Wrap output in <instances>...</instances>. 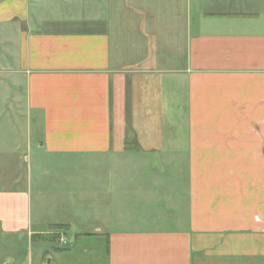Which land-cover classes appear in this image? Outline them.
Segmentation results:
<instances>
[{"label": "crops", "instance_id": "crops-1", "mask_svg": "<svg viewBox=\"0 0 264 264\" xmlns=\"http://www.w3.org/2000/svg\"><path fill=\"white\" fill-rule=\"evenodd\" d=\"M50 1L0 0V78L24 86L37 148L78 175L73 219L41 229L19 165L0 230L36 246L17 264H264V0H170L159 27L156 0H129V56L97 14Z\"/></svg>", "mask_w": 264, "mask_h": 264}, {"label": "rangeland", "instance_id": "rangeland-1", "mask_svg": "<svg viewBox=\"0 0 264 264\" xmlns=\"http://www.w3.org/2000/svg\"><path fill=\"white\" fill-rule=\"evenodd\" d=\"M169 1L156 0V6L151 7V10L155 9V12L160 11V13H156L157 20L155 24L158 27L164 22L163 15L165 16V14L162 9L165 8L164 6L168 7ZM171 5L178 4L171 3ZM48 10L54 15L60 14L62 18L81 17L82 19L83 16L86 18L89 15L97 14L104 22L106 31L111 37L112 46L118 53H127L129 56V35L132 32V30L129 31V0H83V2L82 0H65V2L51 0ZM143 16L145 17V15ZM143 22L145 23V21ZM137 28H139L138 25L135 29ZM9 81L10 79H6V77L0 78V147L6 148L7 146L8 148L12 144H21L23 145L22 148L26 149L29 157L25 156V161L20 159L19 162H16L15 158L0 157V188L10 186L9 183L7 184L3 180L14 178L15 170L21 167L19 165H22L19 175L30 186L32 219L36 221L40 217L42 220L41 229L46 230L56 220L73 219L71 215L73 209L68 206H72L74 202L70 201L69 196L71 193L64 191V187H67L69 182L71 184L69 186L75 184L78 175L74 173V175H71L73 179L67 180L65 175L57 172L56 169L61 166L62 160L48 157L37 148L35 136L32 134V137H30L26 131L24 86L19 89L15 88V91H13L14 87L8 86ZM15 99L20 109H15ZM118 109L119 105L114 110L115 116ZM68 164L76 171L80 166L86 165L75 159H70ZM77 198H79L78 194ZM74 208L76 207L74 206ZM65 240L68 241L67 238ZM51 241L56 240L51 239ZM35 244V237L27 233H3L0 230V264L6 262L17 264L26 260V258L30 262V258L34 256L32 252L36 246ZM60 244L67 245V243Z\"/></svg>", "mask_w": 264, "mask_h": 264}, {"label": "built area", "instance_id": "built-area-1", "mask_svg": "<svg viewBox=\"0 0 264 264\" xmlns=\"http://www.w3.org/2000/svg\"><path fill=\"white\" fill-rule=\"evenodd\" d=\"M60 241H61V243H66L65 239H61Z\"/></svg>", "mask_w": 264, "mask_h": 264}, {"label": "trees", "instance_id": "trees-1", "mask_svg": "<svg viewBox=\"0 0 264 264\" xmlns=\"http://www.w3.org/2000/svg\"><path fill=\"white\" fill-rule=\"evenodd\" d=\"M59 228H62L61 226H59ZM51 238H54V237H51Z\"/></svg>", "mask_w": 264, "mask_h": 264}]
</instances>
